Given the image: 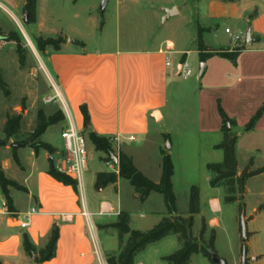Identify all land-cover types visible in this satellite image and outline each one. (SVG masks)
<instances>
[{
	"label": "crops",
	"instance_id": "1",
	"mask_svg": "<svg viewBox=\"0 0 264 264\" xmlns=\"http://www.w3.org/2000/svg\"><path fill=\"white\" fill-rule=\"evenodd\" d=\"M3 1L20 7L24 20L25 0ZM206 2L205 14L208 19L214 23L225 21V31L229 29L233 36H244V41L233 42L229 36L231 43L223 45L222 41L208 43L203 36L204 44L210 51L234 52L235 59L214 56L202 62L199 51L195 50V57L191 60L190 50L170 38L154 40L151 45L143 47L117 46L110 50L76 48L78 44L85 43L70 38V31L80 34L76 26L69 25L70 30L67 28L68 20L66 22L62 16H56L51 0H37L36 30L32 33L34 38L61 35L65 39L59 51L49 47L43 54L49 72L70 107L76 127L87 139L91 131L109 140L118 135L125 139L116 153L118 163L112 161V164H108L105 154L99 152L100 164H97L93 158H89L88 153L83 194L77 185L63 184L49 173L52 168L51 156L54 168L62 172L65 158L64 144L59 143L62 141H45L42 139L45 133L40 137V140L55 148L53 155L43 149L35 152L30 146H13L10 151L4 148L6 155L0 158V163L5 176L27 190H10L14 206L12 214L25 215L32 209L37 212L28 216L25 228L17 226L10 218L11 212L5 205L0 189L2 264H33V258L23 250V234H27L36 247L42 249L54 226L59 229L56 255L42 264H97L88 220L93 225L98 247L97 233L118 238V251L108 244L105 257L117 255L122 243L127 240V235L121 236L113 227L122 216L132 230L146 231L157 225L167 213L160 194L151 193L141 202L130 183L119 176L105 188L95 189L98 173L115 172L118 175L119 156L130 159L144 176L158 183L162 175L163 153L169 155L174 166V193L177 181L186 187H201V207L194 217L193 236H199L202 222L205 221V236H210L213 231L217 237L218 230L223 228L221 214L225 190L210 185L212 175L206 167L210 163L222 162L224 157L223 151L217 148L223 140L219 106L236 123L232 131L238 137L237 175H241L251 158L254 170L264 167V0ZM0 8L7 13L5 5L0 3ZM87 16V23L94 21L91 13H87ZM80 17L79 13L74 14V20ZM247 34H250L248 43L245 42ZM8 43L13 44L14 41L9 40ZM196 61L198 75L193 78L191 65ZM184 62L190 65L192 71L188 77L182 75ZM186 97H191L187 103ZM84 107L90 117L87 128L84 125ZM258 112H261L260 117L252 129L246 130ZM178 117L187 123L173 122L178 121ZM4 123L5 120L0 118V128ZM60 123L63 130L66 123L64 120ZM129 136H133L134 140L129 141ZM160 137L163 145L167 144L165 150L159 145ZM151 147L159 151V157L152 163L145 162V155ZM21 150H25L24 156ZM253 152L257 155L254 156ZM14 154L18 162L14 160ZM239 159L243 164L241 166ZM69 177L74 180L72 176ZM263 177L264 172L248 179L245 194L252 179ZM16 192L24 195L23 206L18 204ZM258 205L259 208L264 206V191ZM188 206L184 214H178L187 216ZM84 210L90 214L89 219ZM258 213L259 209L254 208L253 215L245 219L253 223ZM256 233L253 231L250 234ZM155 245H162L164 249L179 246L176 237L168 236L138 253L134 264H159L164 260L168 255Z\"/></svg>",
	"mask_w": 264,
	"mask_h": 264
},
{
	"label": "rangeland",
	"instance_id": "2",
	"mask_svg": "<svg viewBox=\"0 0 264 264\" xmlns=\"http://www.w3.org/2000/svg\"><path fill=\"white\" fill-rule=\"evenodd\" d=\"M102 1L51 0L52 9L56 16H62L66 22L68 20L67 28L70 30L69 25H75L79 30L80 34L74 31H70L71 33L69 34L71 39L85 42L84 44H78L76 48L85 47L87 50H110L117 46L122 48L143 47L151 45L154 40L160 41L170 38L175 39L180 46L190 50L189 57L192 60L195 57L197 39L201 30H204L202 31V37L205 36L208 43L219 41H222L221 44L223 45L231 43L230 35L225 33L227 23L225 21L214 23L206 16L207 0H109L104 12L101 11ZM14 2H17V0H14ZM0 3L7 8V13L0 8V73L5 83L4 91L9 94L6 96L4 91H0V118L1 120H5L6 114H20L22 116L20 132L9 139L7 147L0 148V158H2L6 155L3 152L4 148L10 151L13 147L12 144L18 147L19 143L31 140L37 125L39 111L48 118L56 116L61 109L56 103L47 104L44 102V99L52 94V91L38 60L39 57V59L46 63L43 52L37 47V38H34L32 35V33H35L36 27L34 24H27L23 20L20 7L3 0ZM162 9H176L178 14L164 19L165 13ZM75 13L80 14V19L74 20ZM87 13H91L94 21L89 23L85 21V18H88ZM17 19L21 21V26L18 24ZM64 27L66 30V26ZM22 29L27 38L36 47L37 54L28 46L22 34ZM210 30L215 31H212V33ZM10 33H16L18 36L23 61H21L17 51V42L13 40V44L8 43L9 39L7 37ZM58 36L53 35L51 37ZM241 38L237 42L244 41V36ZM191 67L194 72V78L198 75L197 61ZM185 100V103H187L188 100H191V97H186ZM173 122L187 123L186 120L180 117H178V121L173 120ZM61 128L62 123L50 126L42 139L52 143L62 141L59 142L62 144ZM2 129L3 126L0 128V140L4 139ZM159 145L164 150L167 146V144L163 145L161 137ZM62 146L64 148V145ZM87 149L89 158H93L94 162L100 164L99 156L101 153L93 149V145L89 139H87ZM20 153L24 156L25 150H21ZM255 153L253 152L254 156L257 155ZM158 157L159 151L155 147H151L148 148L144 161L152 163ZM56 161L57 158L55 159V163ZM239 161V165H243L240 159ZM193 173H196V171L193 170ZM198 181L201 182L200 179ZM193 186L198 188L200 197L201 187L196 185L186 187L181 181H177L174 194L179 214L186 212ZM263 191L264 177L252 179L249 182V191L245 194L243 201L228 203L223 199V211L221 214L223 228L218 230L216 238L214 236L213 248L218 257L224 259L228 264H241L244 247L246 250V264H264V208L260 209L258 205L262 200ZM16 194H18L16 197L19 196L17 198L18 204L23 206L24 195L21 192H16ZM0 207H2L1 201ZM199 207H201V203ZM254 208L259 209L260 213L256 215V220L252 223L250 220L245 219V217L253 215ZM242 216L247 227V241L245 243L242 242L241 235ZM253 231L257 233L251 235L250 233ZM96 237L99 242L100 252L105 261L106 246L108 244H112L115 250L118 251L119 241L117 236L113 238L112 236L104 237V235L97 233ZM196 238H199V236ZM204 238L205 242L208 243L210 236H205ZM178 244L179 246H175L176 248L170 249H164L162 245L155 246L160 248L162 253L170 255L179 249V241ZM159 264L168 263L162 260ZM189 264L214 263L202 253H198L191 257Z\"/></svg>",
	"mask_w": 264,
	"mask_h": 264
},
{
	"label": "trees",
	"instance_id": "3",
	"mask_svg": "<svg viewBox=\"0 0 264 264\" xmlns=\"http://www.w3.org/2000/svg\"><path fill=\"white\" fill-rule=\"evenodd\" d=\"M229 2L232 0H221ZM36 9L37 0H25L24 15H27V24H34L36 22ZM201 30L197 39V50L200 53V60L204 62L210 57L219 56L227 59H235L234 52L227 51H210L204 44ZM9 40L17 42V51L20 55L21 61L23 56L21 55V48L16 33H10L7 37ZM37 47L41 52H44L47 48H52L54 51H59L65 39L62 36L58 37H38L36 39ZM5 83L0 73V91H4ZM4 94L8 96V92L4 91ZM219 113L223 121V140L217 146L218 149L223 151V161L220 163H210L207 165L208 171L212 177L210 185L212 187H223L225 190V202L234 203L241 202L244 199L246 192V183L248 179L259 175L264 172V167L259 169H253V159L251 158L246 164L240 176L237 175V158H236V143L237 135L232 131V128L236 126L234 120H231L223 112L222 108L218 107ZM261 112H258L247 125L246 130L252 129L255 122L260 117ZM83 117L85 127L90 126V117L87 109L83 108ZM64 116L62 111H59L56 116L46 118L41 111L38 113L37 125L35 127L33 136L28 142H21L18 147L30 146L38 152L40 149L47 151L50 155L55 153V148L42 140L40 137L45 133L49 126L55 125L63 121ZM231 128L228 129L227 126ZM22 126V116L5 115V123L2 129L4 139L0 140V147L7 145L9 139L16 136ZM88 137L93 143L95 150L105 154V159L112 161L111 154L114 153L111 142L109 139L99 136L95 132H88ZM17 147V146H16ZM14 160L18 162L17 156L14 154ZM119 173H98L96 175L95 189L100 190L107 185L116 181L117 176L127 180L134 188L136 193L139 194V200L145 201L151 193H157L163 196L164 203L166 205L167 213L162 220L146 231L132 230L125 217L113 224L120 235H127V240L122 243V249L117 255H109L106 257L107 264H134L135 257L138 253L143 251L148 245L158 242L168 236L174 235L177 237L180 247L173 254H170L164 258L168 264H189L191 257L194 254L202 253L204 256L211 259L210 251L214 252V236L212 231L210 240L205 242V234L207 226L205 221L202 222L199 238L193 236L192 228L194 225V217L200 210V197L199 190L193 186L191 188L189 197V206L187 216H181L178 214L176 206V197L173 190L172 177L174 175V166L169 155L163 153L162 158V175L158 183H155L144 176L133 164V162L123 156H119ZM50 175L59 182L66 185L76 186V182L68 175L60 172L55 168L49 170ZM0 189L5 199V205L9 212H14L13 200L10 196V190L27 191L25 187L21 186L14 180L8 179L1 167L0 163ZM242 205V204H241ZM264 208V206H262ZM260 208V209H262ZM59 237V229L54 226L51 230L49 240L44 248L38 249L36 245L30 240L27 234L22 236V245L25 254L28 257L33 258V264H42L46 261L53 259L56 255V244ZM0 264H2L0 262Z\"/></svg>",
	"mask_w": 264,
	"mask_h": 264
},
{
	"label": "built area",
	"instance_id": "4",
	"mask_svg": "<svg viewBox=\"0 0 264 264\" xmlns=\"http://www.w3.org/2000/svg\"><path fill=\"white\" fill-rule=\"evenodd\" d=\"M18 24L21 26L22 23L20 20L17 19ZM23 30V29H22ZM227 34H230L231 39L233 42H237L240 39H242L240 36H233L231 35V31L229 29H226L225 31ZM22 34L28 44V46L31 48L34 53L37 54L36 47L32 43L31 40L27 38V35L24 33V30L22 31ZM38 60L40 61V65L45 73V76L49 82L52 94L48 95L45 99L44 102L47 104L50 103H56L59 105L63 116H64V122L66 123L65 127L61 131V138L63 140L64 144V151H65V158H64V166L61 169L62 172L65 174H68L69 176H72L74 180L76 181V185L78 186L79 190L84 192V176L87 171V161H88V149H87V138L82 133L77 127L74 122V118L72 116V112L70 110V107L64 98L60 87L58 83L56 82L55 78L51 75L49 72L45 62L41 59ZM169 64V63H168ZM182 75L184 77H188L191 75L192 71L190 69V65L187 62H184L182 64ZM123 137L121 136H115L110 139L113 151L116 155L120 151L121 144L123 142ZM129 141H133L134 137L129 136L127 137ZM108 164H112V161H108ZM37 211L35 209H32L31 212L25 214V215H14L10 213V218L13 223L17 224V226L21 228H25L27 226V218L30 214L36 213ZM85 216L89 219L90 214L87 213L84 210ZM88 229L91 233V237L93 239L94 243V254L97 258V264H107L106 261L103 259L102 254L100 252V249L98 247L97 241L95 239L94 235V230H93V225L90 220H88Z\"/></svg>",
	"mask_w": 264,
	"mask_h": 264
},
{
	"label": "water",
	"instance_id": "5",
	"mask_svg": "<svg viewBox=\"0 0 264 264\" xmlns=\"http://www.w3.org/2000/svg\"><path fill=\"white\" fill-rule=\"evenodd\" d=\"M108 1L109 0H103L102 1V4H101V11L102 12L105 11ZM162 11L165 13L164 19L170 18L171 16L178 14L176 9H162ZM24 21L27 22V15L26 14L24 15ZM248 38L250 39V34H247V39L245 40L246 43L250 42V40H248ZM202 71H203V69L201 68V72ZM227 128L230 129L231 127L228 125ZM12 146H15V145L12 144ZM111 159L114 163H118V157L115 154H113V153L111 154ZM50 162H51L52 168H54L52 156L50 157ZM241 235H242V242L245 243L247 241V227H246V222H245L243 216L241 217ZM210 255H211V261L214 264H228L224 259L218 257V255L213 251H210ZM241 264H246L245 247L243 248V252H242Z\"/></svg>",
	"mask_w": 264,
	"mask_h": 264
}]
</instances>
